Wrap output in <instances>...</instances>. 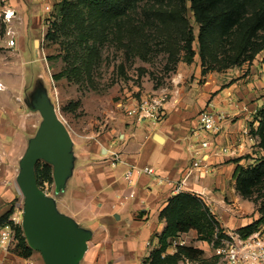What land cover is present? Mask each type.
Instances as JSON below:
<instances>
[{
  "label": "crops",
  "instance_id": "crops-1",
  "mask_svg": "<svg viewBox=\"0 0 264 264\" xmlns=\"http://www.w3.org/2000/svg\"><path fill=\"white\" fill-rule=\"evenodd\" d=\"M59 1L10 0L9 5L16 11L17 43L21 41L20 45L24 46L28 36L37 35L47 13L45 5ZM194 63L198 65L195 78L190 80L189 70L184 66L174 76L180 84L170 89V98L165 102L166 114L158 122L149 119L139 122L119 106L120 109L107 111L89 138L76 139L66 125L73 139L72 173L64 188L57 190L53 169L54 181L46 183L43 189L55 199L61 213L90 230L85 252L88 264H145L151 251L160 246L159 235L166 227V220L161 219L160 214L176 193L172 185L160 183L157 176L173 181L183 178L192 168L190 145L200 139L209 140L211 145L201 149V166L193 168L182 191L199 194L226 231L258 218L257 213L251 219L243 216L255 208L236 188V167L247 164V159L241 158L239 162L235 159L247 152L257 156L253 149L258 135L254 130L250 135L245 134L243 125L254 126L256 113L264 106L263 55L253 61L246 76L238 75L236 80L218 71L202 79L198 55ZM206 108L224 116L221 128L216 132L194 134L198 116ZM115 152L121 154L122 161L112 164ZM133 164L152 166L156 171L135 175L134 195L125 179V171ZM18 196L12 185L8 189L0 185V216L11 209V201ZM5 231L6 227L0 226V264L26 260L2 247L1 236ZM174 240L202 248L209 263L212 259L220 261L211 243L200 240L195 229ZM178 245L172 242L167 251L175 253ZM194 263L197 262L186 260L179 264Z\"/></svg>",
  "mask_w": 264,
  "mask_h": 264
},
{
  "label": "rangeland",
  "instance_id": "rangeland-1",
  "mask_svg": "<svg viewBox=\"0 0 264 264\" xmlns=\"http://www.w3.org/2000/svg\"><path fill=\"white\" fill-rule=\"evenodd\" d=\"M140 8L145 13H133L129 18L134 25L140 27L139 32L133 36L127 33L121 36L113 30L109 38L100 44V61L94 64L89 75L84 70L79 79L66 76L56 79L54 76L73 65L83 64L87 58L88 46L92 44V41L80 44L74 41V36L61 35L56 26L60 18L57 3L42 18L37 35L28 36L24 46L20 45L19 38V43L8 47L6 27L0 25V81L4 83V88L0 90V185L7 189L12 185L20 195L11 201L14 211L11 219L16 223L23 224L24 195L17 182L21 159L43 119L40 111L32 109L28 103L35 93L47 92L60 119L63 121V116L66 119L63 122L71 128L74 137L80 139L91 137V132L97 129V123L105 117L107 111L119 108L122 100L142 99L161 93H168L167 98H170V89L180 84L174 80V76L179 74L181 66L189 70L190 80L195 78L198 68L195 60L191 63L181 58L174 61L163 48L162 31L157 24L156 14L152 12L155 8L153 2L145 0ZM186 15L196 36L193 43L196 55L201 59L198 38L200 24L195 19L190 2ZM129 19L122 21L123 29ZM259 55L264 57V50L256 59ZM252 63L246 61L241 65L212 69L206 73H203L201 65L202 79L206 74L218 71L226 77H232L231 80H236L238 75L243 77L250 72ZM259 142L258 135L253 149L257 156L245 153L242 158L247 159V164H243L244 166L253 165L264 155ZM237 191L255 208L243 216L251 219L257 213L259 218L264 196L259 197V201L255 203L245 198L238 188ZM87 257L84 255L81 258V264H88ZM210 263L225 264L221 259H212ZM17 264L46 262L42 253L35 249L31 257L20 260Z\"/></svg>",
  "mask_w": 264,
  "mask_h": 264
},
{
  "label": "trees",
  "instance_id": "trees-1",
  "mask_svg": "<svg viewBox=\"0 0 264 264\" xmlns=\"http://www.w3.org/2000/svg\"><path fill=\"white\" fill-rule=\"evenodd\" d=\"M145 0H61L57 3L59 22L56 23L61 35L74 36L80 44L89 43L87 58L83 64L55 74L56 79L64 76L79 79L84 70L90 74L94 64L101 58L100 44L105 42L112 31L121 36L135 35L140 27L129 19L133 13H145L140 5ZM153 2L157 24L162 31L163 48L177 61L183 59L191 63L197 54L193 43L195 33L187 18L188 2L200 24L199 56L203 73L212 69H227L253 62L264 50V0H146ZM129 19L126 28L121 23ZM127 21V20H126ZM158 25V26H159ZM73 41V42H74ZM182 52L183 55H182ZM264 62V57H263ZM259 125L256 134L260 137L259 145L264 150V106L256 113ZM242 157L235 159L239 162ZM38 184L44 188L52 183L53 167L44 160L36 165ZM237 188L245 198L259 201L264 196V155L250 166L238 164L235 171ZM256 194V197L254 195ZM261 216L250 224L236 229L243 236L260 229L264 224V200L260 208ZM11 208L0 216V226L10 225L15 230V242L10 251L29 258L34 253L25 234L23 225L11 219ZM160 218L166 220V227L159 235L160 246L153 249L146 264H179L192 261L210 264L204 257L202 248L179 244L175 253L167 250L172 239L192 229L197 230L200 240L215 242L226 236L224 228L211 210L208 203L196 192L180 191L175 193L162 210Z\"/></svg>",
  "mask_w": 264,
  "mask_h": 264
},
{
  "label": "water",
  "instance_id": "water-1",
  "mask_svg": "<svg viewBox=\"0 0 264 264\" xmlns=\"http://www.w3.org/2000/svg\"><path fill=\"white\" fill-rule=\"evenodd\" d=\"M28 103L43 119L29 141L17 177L24 195L22 225L30 245L42 253L46 264H81L90 230L61 213L36 177V165L44 160L53 165L57 190L64 188L74 166L73 139L46 91L35 93Z\"/></svg>",
  "mask_w": 264,
  "mask_h": 264
},
{
  "label": "built area",
  "instance_id": "built-area-1",
  "mask_svg": "<svg viewBox=\"0 0 264 264\" xmlns=\"http://www.w3.org/2000/svg\"><path fill=\"white\" fill-rule=\"evenodd\" d=\"M10 0H0V25L6 27L5 35L8 38L7 44L9 47H14L17 43V31L14 28V19L16 11L9 5ZM45 10L51 12L53 5L47 3ZM49 22V16H47ZM4 88L3 83L0 82V89ZM168 93L156 94L150 97H143L142 99H133L134 101L128 103L121 101L119 106H123L128 115L134 116L137 121L149 119L152 122L160 121L166 114L165 102L168 100ZM62 116V115H61ZM224 116L215 111L214 109L206 108L202 110L198 116V122L194 129V134L200 135L201 132H216L221 128V121ZM64 122L66 119L62 116ZM259 125V120L255 119L254 127L243 125L244 133L250 135L252 131H256ZM211 145L209 140L200 139L196 144H191L190 149L192 152V168L188 173L178 181H173L169 178L157 176L160 183H168L172 185L174 191L180 192L183 190L184 184L193 171L194 167H200L203 154L201 149L207 148ZM122 161L120 153H114L112 164ZM139 172H146L155 174V168L152 166L130 165L125 171V179L132 187L131 194L134 195L135 191V175ZM6 231L1 236L2 247L10 251L15 242V230L10 225H5ZM226 236L218 238V244L211 242L214 254L218 256L225 264H264V224L263 226L252 232L247 236H243L240 232L235 230L226 231ZM174 245L183 244L184 241L174 240ZM146 264V263H145Z\"/></svg>",
  "mask_w": 264,
  "mask_h": 264
}]
</instances>
